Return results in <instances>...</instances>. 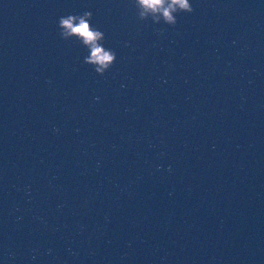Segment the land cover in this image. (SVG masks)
I'll return each instance as SVG.
<instances>
[{"label":"water","instance_id":"water-1","mask_svg":"<svg viewBox=\"0 0 264 264\" xmlns=\"http://www.w3.org/2000/svg\"><path fill=\"white\" fill-rule=\"evenodd\" d=\"M190 3L0 0V264H264V0Z\"/></svg>","mask_w":264,"mask_h":264},{"label":"clouds","instance_id":"clouds-1","mask_svg":"<svg viewBox=\"0 0 264 264\" xmlns=\"http://www.w3.org/2000/svg\"><path fill=\"white\" fill-rule=\"evenodd\" d=\"M134 7L139 20L151 18L155 24L162 21L169 26L176 24V14L193 12L190 0H134ZM91 16L87 11L82 15L62 16L57 27L61 39L75 38L87 50L83 62L102 76L115 62L116 53L104 47V33L90 24Z\"/></svg>","mask_w":264,"mask_h":264}]
</instances>
